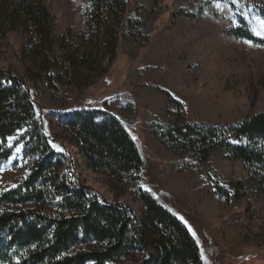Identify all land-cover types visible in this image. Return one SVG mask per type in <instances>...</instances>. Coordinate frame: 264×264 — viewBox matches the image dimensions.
Masks as SVG:
<instances>
[{
  "label": "rangeland",
  "instance_id": "374dc122",
  "mask_svg": "<svg viewBox=\"0 0 264 264\" xmlns=\"http://www.w3.org/2000/svg\"><path fill=\"white\" fill-rule=\"evenodd\" d=\"M44 1L58 36L85 31L90 0ZM125 3L116 56L91 87L30 85L44 135L68 158L71 178L111 202L114 192L66 141L60 118L79 110L114 116L141 156L138 187L192 229L203 264H264V183L253 180L256 170L224 150L199 162L173 151L164 135L182 124L227 129L264 110V39L255 34L264 32V0ZM241 28L260 42L237 36ZM25 43L19 33L0 40L1 70L25 75ZM22 136L6 141L11 154L0 161V193L26 178ZM118 200L142 208L129 186Z\"/></svg>",
  "mask_w": 264,
  "mask_h": 264
},
{
  "label": "trees",
  "instance_id": "16d2710c",
  "mask_svg": "<svg viewBox=\"0 0 264 264\" xmlns=\"http://www.w3.org/2000/svg\"><path fill=\"white\" fill-rule=\"evenodd\" d=\"M125 10V0H90L85 31L60 37L44 0H0V40L9 33L26 40L25 75L0 69V161L18 131L29 157L26 178L0 193V264H203L188 229L138 187L142 159L119 120L89 110L60 118L66 141L114 192L111 202L71 178L68 158L43 133L30 85L50 92L91 87L116 56ZM235 34L260 42L246 29ZM164 135L173 151L199 162L227 151L264 183L257 173L264 174V110L227 129L182 124ZM128 186L139 213L118 200Z\"/></svg>",
  "mask_w": 264,
  "mask_h": 264
},
{
  "label": "snow or ice",
  "instance_id": "6c2138e0",
  "mask_svg": "<svg viewBox=\"0 0 264 264\" xmlns=\"http://www.w3.org/2000/svg\"><path fill=\"white\" fill-rule=\"evenodd\" d=\"M232 2L235 4V3L238 2V0H232ZM255 34L258 35V36H260L262 39H264V32H256ZM189 231L191 232L192 229L189 228Z\"/></svg>",
  "mask_w": 264,
  "mask_h": 264
}]
</instances>
